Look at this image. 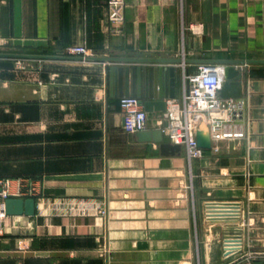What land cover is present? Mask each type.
<instances>
[{
    "label": "crops",
    "instance_id": "crops-1",
    "mask_svg": "<svg viewBox=\"0 0 264 264\" xmlns=\"http://www.w3.org/2000/svg\"><path fill=\"white\" fill-rule=\"evenodd\" d=\"M124 4L115 34L106 0H0V51L57 57L20 60L22 67L0 59V179L14 195L33 181L49 201L107 207L105 218L8 216L0 264H194L197 250L202 264H264V64L237 67L241 112L224 130L242 137L214 142L188 162L182 151L161 155L159 143L125 131L121 97L110 90L109 67L157 65L92 59H179L183 46L189 72L197 61L264 60V0ZM70 46L92 56H68ZM161 114L148 113V131L160 130ZM208 204L237 207L230 223L242 249L234 259L223 262L219 246L233 228L218 210L207 221Z\"/></svg>",
    "mask_w": 264,
    "mask_h": 264
},
{
    "label": "built area",
    "instance_id": "built-area-1",
    "mask_svg": "<svg viewBox=\"0 0 264 264\" xmlns=\"http://www.w3.org/2000/svg\"><path fill=\"white\" fill-rule=\"evenodd\" d=\"M124 5V0H106L107 21L115 34L121 32L120 27L124 22ZM184 30L181 15V35H183ZM188 30L193 35L201 34L200 25L191 24L188 26ZM65 54L82 58L92 56V52L85 46L67 47ZM179 59L181 63L177 65L178 94L175 98L165 101L166 106L161 114L160 131L169 143L181 147L185 159L190 162L194 159H200L205 152L197 147L195 133L199 129L207 130L211 147L214 142L222 139L242 137L241 133L224 130L241 112V103L240 100H225L219 97L222 82L221 65L199 64L196 65L194 72H189L187 68L189 64L186 63L187 58L183 46ZM16 66L22 67L20 60L16 61ZM119 108L125 131L129 133L148 131V113L137 98H120ZM24 184L26 185L25 191L14 195L11 192V181L0 179V235L3 232L5 219L8 217L4 211V201L7 198H33L35 212L39 216L75 217L90 214L101 218L107 216V207L103 200L58 199L49 201L39 194L40 191L33 181H25ZM208 208L211 212H217L214 210L220 211L219 213L222 212L223 219L230 222H234L238 217L236 214L237 207L234 204H211L208 205ZM237 230L235 227L224 234L223 249L227 258L241 253V235ZM236 237L237 242L234 239Z\"/></svg>",
    "mask_w": 264,
    "mask_h": 264
},
{
    "label": "water",
    "instance_id": "water-1",
    "mask_svg": "<svg viewBox=\"0 0 264 264\" xmlns=\"http://www.w3.org/2000/svg\"><path fill=\"white\" fill-rule=\"evenodd\" d=\"M57 57L0 53V59L29 60V59H52ZM95 61L108 63H140L156 64L149 67H109V86L111 92L116 91L118 96L137 98L143 109L147 112H163L165 101L177 96L178 70L175 68L163 67L164 65L177 66L180 59H123V58H92ZM191 61L187 60L189 64ZM200 64H218L222 66V82L219 90V97L225 100H241L243 98V72L237 67L249 64H264V60H219V61H197ZM139 140L144 142L159 143L161 155H180L181 147L169 142H163L160 130L144 131L137 133ZM197 147L208 151L211 149L209 134L205 129H199L195 133ZM6 216H27L35 215V201L33 198H7L4 201Z\"/></svg>",
    "mask_w": 264,
    "mask_h": 264
},
{
    "label": "rangeland",
    "instance_id": "rangeland-1",
    "mask_svg": "<svg viewBox=\"0 0 264 264\" xmlns=\"http://www.w3.org/2000/svg\"><path fill=\"white\" fill-rule=\"evenodd\" d=\"M14 51H11V50H1L0 51V53H13ZM208 205H211V204H208ZM206 209V208H205ZM212 212L210 211V208H207V215H205L204 216V218L207 220V221H209V220H213V219H215L216 218V216H211L212 214H211ZM212 217H214L213 219H212ZM217 220H219V219H217ZM220 221V220H219ZM222 222H224V223H228V224H230L231 226V228H235V226H234V224H232V223H230V221L229 220H225V219H222ZM230 228V229H231ZM197 240L199 239V237H200V229H199V227L197 226ZM196 245H197V248H198V242L196 243ZM220 256H221V258H222V260H223V262H225V259L227 258L225 255H224V245H223V243H221L220 245ZM238 255V254H237ZM236 254L235 255H233V257H232V259H234V257H236L237 256ZM231 259V258H230ZM234 262H231L232 264H236V261L235 260H233ZM202 258H200V256H199V253H198V250H197V255H196V264H202Z\"/></svg>",
    "mask_w": 264,
    "mask_h": 264
}]
</instances>
